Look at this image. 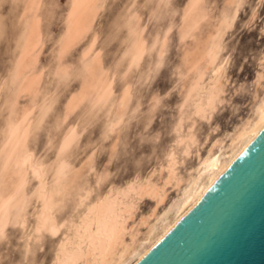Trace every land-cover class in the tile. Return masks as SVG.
<instances>
[{
  "label": "rangeland",
  "instance_id": "1",
  "mask_svg": "<svg viewBox=\"0 0 264 264\" xmlns=\"http://www.w3.org/2000/svg\"><path fill=\"white\" fill-rule=\"evenodd\" d=\"M216 41L207 121L191 115L201 91L185 95L202 68L189 62ZM263 56L264 0H0V264H53L93 204L137 181L162 187L173 150L183 182L153 217L154 199L123 200L137 201L124 244L141 240L264 97ZM190 128L194 143H178Z\"/></svg>",
  "mask_w": 264,
  "mask_h": 264
},
{
  "label": "bare ground",
  "instance_id": "2",
  "mask_svg": "<svg viewBox=\"0 0 264 264\" xmlns=\"http://www.w3.org/2000/svg\"><path fill=\"white\" fill-rule=\"evenodd\" d=\"M215 36L216 40H218L217 35H214L212 38ZM211 41L213 42L212 39ZM212 42L211 44L209 43V48L203 46L202 48L204 49H201L202 52L200 50L199 55L194 56L189 62L193 68H195L197 63L202 64V68L190 84L185 95V102H187L188 99L192 98L195 92L201 91V93H203V96H200V93L197 100H195L196 103L193 114L191 115H195L207 121L212 119L217 109V104L220 102L218 99L222 92L221 80L224 75L223 65L217 66L213 69V75L209 78V81L207 80L205 86H201V82L204 80L207 71L209 69L211 70L217 61V53L220 47H217V41L215 45V42L213 45ZM261 76H258V80L261 79ZM182 122L184 121L181 119L178 126L181 127ZM263 127L264 97H261L258 98L251 116L243 120L242 123L236 126L232 133L228 135L227 143L222 141L216 153H213L210 149L207 154L201 158L200 164L197 166L196 175L190 177L182 194L179 197L177 196V200L167 207L162 216L156 217V222L149 224L142 239L135 240L134 238L136 237H133L131 243L124 244L125 235L128 231L125 224L128 218L131 217L130 213L133 211L135 203L137 202H124V198H127L129 194H133L136 200L142 197L154 199L156 205L152 208L151 215H148L153 217L156 212V207L164 200L165 188L170 184H173L176 188L182 184V178L176 173V155L175 152L171 150L168 154L166 167L163 168V170H167L165 171L167 172V176L164 180V184L162 183L163 186L161 185L162 187L156 186L151 183L150 179L145 178L146 180L142 182L137 181L136 185L127 184L128 186L123 191H116L111 197L109 195V197H105L95 205L93 204V206L89 208V215L87 214V217L84 216L85 218L81 224L79 226L77 225V235L75 236L77 238V247L68 248V241L63 243L60 249L58 248L59 251L54 258L53 264H78L79 262L82 264H135L194 204L243 147ZM186 139L194 143L192 128L189 129L187 136L180 137L177 142L182 143ZM213 145L214 144H212V146ZM187 152L188 150L186 153ZM27 161L28 158H26V162ZM46 203L47 202H45V205H47ZM146 219L147 218H144L142 220L143 223L147 221ZM40 222L41 229H47L52 234L58 231L54 221L51 220L48 222V217L46 215H42Z\"/></svg>",
  "mask_w": 264,
  "mask_h": 264
},
{
  "label": "water",
  "instance_id": "3",
  "mask_svg": "<svg viewBox=\"0 0 264 264\" xmlns=\"http://www.w3.org/2000/svg\"><path fill=\"white\" fill-rule=\"evenodd\" d=\"M135 264H264V127Z\"/></svg>",
  "mask_w": 264,
  "mask_h": 264
}]
</instances>
